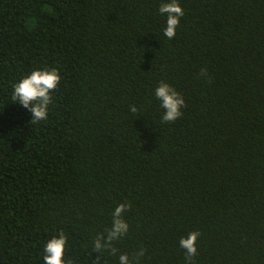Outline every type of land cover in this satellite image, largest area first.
I'll return each mask as SVG.
<instances>
[{
	"label": "trees",
	"instance_id": "obj_1",
	"mask_svg": "<svg viewBox=\"0 0 264 264\" xmlns=\"http://www.w3.org/2000/svg\"><path fill=\"white\" fill-rule=\"evenodd\" d=\"M163 2L0 0V264H44L61 230L65 260L93 264L122 202L107 264L141 248L139 264H185L194 230L195 264H264V0H178L172 39ZM52 67L32 123L13 86ZM161 81L186 102L173 122Z\"/></svg>",
	"mask_w": 264,
	"mask_h": 264
},
{
	"label": "clouds",
	"instance_id": "obj_2",
	"mask_svg": "<svg viewBox=\"0 0 264 264\" xmlns=\"http://www.w3.org/2000/svg\"><path fill=\"white\" fill-rule=\"evenodd\" d=\"M161 15H166V27L164 35L172 39L176 35V29L180 25V18L184 16V10L178 0H169L159 6ZM202 69L200 75H205ZM61 80L60 71L55 68H38L24 76L13 88L12 99L18 101L25 109L32 113V123L46 120L49 105L53 102L52 93L57 89ZM155 97L160 101L164 109L161 119L164 122H173L182 116L181 109L186 107L183 96L169 83L161 81L155 89ZM132 113H137L135 104L130 106ZM130 202L119 203L112 213L111 227L104 232H98L92 242V251L99 253L93 260V264H107V258L101 261L105 252L116 255L118 249L115 242L119 241L129 231V223L124 218V213L130 209ZM201 233L198 230L191 231L187 236L181 237L179 244L185 250V264H195L194 257L197 255V240ZM68 242L67 235L63 230L53 236L44 247V264H73L72 259L65 260V249ZM145 249L141 248L135 256L129 257L127 253L119 255V264H139V258L144 256Z\"/></svg>",
	"mask_w": 264,
	"mask_h": 264
}]
</instances>
